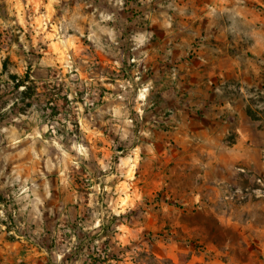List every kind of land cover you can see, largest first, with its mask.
<instances>
[{
	"label": "rangeland",
	"instance_id": "obj_1",
	"mask_svg": "<svg viewBox=\"0 0 264 264\" xmlns=\"http://www.w3.org/2000/svg\"><path fill=\"white\" fill-rule=\"evenodd\" d=\"M256 32L264 0H0V218L73 199L106 264H264V140L220 121L264 117Z\"/></svg>",
	"mask_w": 264,
	"mask_h": 264
},
{
	"label": "crops",
	"instance_id": "obj_2",
	"mask_svg": "<svg viewBox=\"0 0 264 264\" xmlns=\"http://www.w3.org/2000/svg\"><path fill=\"white\" fill-rule=\"evenodd\" d=\"M264 32L255 33L254 48L264 49ZM231 121L220 119L223 134L232 127L236 132L235 146H261L256 136L264 140V117L252 118L245 108L226 109ZM63 189V188H62ZM75 201L48 203L37 215L24 211L25 216L0 218V264H106L94 261L92 250L97 238L105 240L98 231L100 222L88 224L85 219L75 220ZM71 204V205H70ZM53 208H49V207ZM19 215V214H18ZM100 235V237H98ZM128 230L121 229L119 243L128 242ZM105 244L108 242L104 241ZM123 259V264L128 262ZM122 262L118 260V264Z\"/></svg>",
	"mask_w": 264,
	"mask_h": 264
},
{
	"label": "built area",
	"instance_id": "obj_3",
	"mask_svg": "<svg viewBox=\"0 0 264 264\" xmlns=\"http://www.w3.org/2000/svg\"><path fill=\"white\" fill-rule=\"evenodd\" d=\"M257 183H258V189L257 191L259 192H263L264 193V179L263 178H258L257 179ZM104 248H100L97 245L94 247V256L96 257H100V259H103L104 261H109L108 257H107V253L106 250L104 251Z\"/></svg>",
	"mask_w": 264,
	"mask_h": 264
},
{
	"label": "trees",
	"instance_id": "obj_4",
	"mask_svg": "<svg viewBox=\"0 0 264 264\" xmlns=\"http://www.w3.org/2000/svg\"><path fill=\"white\" fill-rule=\"evenodd\" d=\"M13 78L16 79L15 76H13ZM23 81H24L23 79L18 80V81L16 82L15 86L18 87V86L22 85ZM104 249L106 250L105 247H104ZM105 250H104V251H105ZM94 253H95V251H94V248H93V250H92V257H93L94 261H95V260L98 261V262H103V261H104L103 259H100L99 256H98V257L94 256ZM107 257H109L108 254H107Z\"/></svg>",
	"mask_w": 264,
	"mask_h": 264
}]
</instances>
